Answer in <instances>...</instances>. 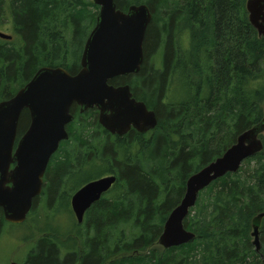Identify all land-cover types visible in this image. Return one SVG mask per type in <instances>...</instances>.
Segmentation results:
<instances>
[{
    "label": "trees",
    "instance_id": "16d2710c",
    "mask_svg": "<svg viewBox=\"0 0 264 264\" xmlns=\"http://www.w3.org/2000/svg\"><path fill=\"white\" fill-rule=\"evenodd\" d=\"M115 2L124 11L146 3L153 14L141 71L110 83L132 84L156 111L157 131L150 138L101 137L96 112L77 111L71 141L51 158L30 213L42 205L54 225L22 264H264V218L260 252L251 235L253 218L264 211V147L200 192L184 221L196 234L192 241L171 248L158 243L187 179L264 117V36L249 21L247 0ZM98 13L92 0H0V28L8 22L13 31L11 39L0 37V100L42 66L74 73ZM157 53L156 67L149 61ZM29 124L25 109L18 138ZM112 172L115 184L78 223L71 194ZM64 212L73 220L67 227L58 225ZM5 224L0 207V230Z\"/></svg>",
    "mask_w": 264,
    "mask_h": 264
},
{
    "label": "water",
    "instance_id": "95a60500",
    "mask_svg": "<svg viewBox=\"0 0 264 264\" xmlns=\"http://www.w3.org/2000/svg\"><path fill=\"white\" fill-rule=\"evenodd\" d=\"M93 3L99 6V13L84 45L80 71L71 74L62 66H42L15 95L0 102V207L8 222L23 223L41 194L48 163L60 142L69 137L66 125L74 118L70 112L74 102L81 106V112L98 108L100 124L114 134L123 135L130 125L145 132L158 124L155 112L132 97L129 85L109 84L111 78L140 70L146 32L153 19L150 7L133 4L124 11L115 0ZM246 8L250 23L259 36H264V0H247ZM0 37L11 39L12 35L0 31ZM25 109L30 112L31 123L14 150ZM261 135L264 117L242 132L221 156L187 179L185 194L166 219L159 245L176 247L196 237L184 221L200 192L227 173L237 172L246 159L260 152L264 147ZM14 162L16 166L10 169ZM115 180L114 175L105 176L75 192L71 204L78 223ZM263 218L264 211L252 220L251 235L258 252Z\"/></svg>",
    "mask_w": 264,
    "mask_h": 264
},
{
    "label": "rangeland",
    "instance_id": "374dc122",
    "mask_svg": "<svg viewBox=\"0 0 264 264\" xmlns=\"http://www.w3.org/2000/svg\"><path fill=\"white\" fill-rule=\"evenodd\" d=\"M0 31L13 34L12 28L9 27L8 22L3 24ZM76 53H78V51H76ZM153 60L157 64H161L159 53L153 57ZM47 212L48 211H45L43 206L40 205L37 207V211L32 218L29 217L20 225H5L0 230V264H10L11 261L23 262L26 254L33 248L36 242L48 232L45 230L46 226L54 225V221H51V224L46 221L44 215L47 214ZM60 221L58 225L60 224L61 226L71 225L73 222L69 212H64L63 220L60 219Z\"/></svg>",
    "mask_w": 264,
    "mask_h": 264
},
{
    "label": "flooded vegetation",
    "instance_id": "af4514ba",
    "mask_svg": "<svg viewBox=\"0 0 264 264\" xmlns=\"http://www.w3.org/2000/svg\"><path fill=\"white\" fill-rule=\"evenodd\" d=\"M92 2H93V0H92ZM93 29V28H92ZM91 32V31H90ZM90 34V33H89ZM89 36V35H88ZM87 40V39H86ZM86 42V41H85ZM84 45H85V43H84ZM83 49H84V47H83ZM82 53H83V50H82ZM82 53H81V56H82ZM144 61H145V51H144V60H143V62H142V64H141V68H140V70L138 71V72H131V73H129V74H125V75H119V77H121V76H133V75H137V73H139L140 71H141V69H142V66H143V64H144ZM150 63H152L154 66H158L159 64H157L153 59H150V61H149ZM80 64H79V67H78V69L74 72V73H71L68 69V71L71 73V74H76V73H78L79 71H80V69H81V58H80V62H79ZM51 67V66H50ZM63 67V66H62ZM65 68V67H64ZM112 79V78H111ZM111 79H109V84H111V85H114V84H112V83H110V80ZM121 85H129V87H130V90H131V92H132V97H134L137 101H142V102H144L146 105H147V107H148V109L149 110H153L154 112H155V114H156V117H157V119H158V116H157V113H156V111L153 109V108H151V107H149V105L144 101V100H142V99H140L139 97H137L136 95H135V92H134V87L132 86V84L131 83H122V84H117V85H114V86H121ZM15 95V94H14ZM3 100H6V99H3ZM3 100H0V102L1 101H3ZM90 109H92V110H94V112H96V120H97V123H98V129H99V134H100V136L102 137V136H104V134L105 133H109L108 135H113L114 137L115 136H129L130 134H134V135H141V136H144V137H147V138H150V137H152L153 135H155V132L157 131V126H158V124H157V126L156 127H154V128H152V129H150V130H147V131H145V132H142V131H139L134 125H130V127H129V129L127 130V132H125L123 135H119V134H114V133H112V132H110L109 130H107L103 125H101L100 124V122H99V109L98 108H96V107H94V108H90ZM28 112H29V110L28 109H26ZM89 110V109H88ZM88 110H86V111H84V112H81V106L80 105H78L76 102H74L72 105H71V108H70V112L73 114V116H74V118H73V120L71 121V122H69L67 125H66V129H67V131H68V134H69V137H68V139H66V140H62L61 142H60V145H59V148H58V150L60 149V147H61V145L65 142V141H71V136H72V127H73V125H74V122L76 121V112L77 111H79V113L80 114H83V113H85V112H87ZM29 116H30V112H29ZM158 122H159V120H158ZM30 123H31V117H30ZM29 126H30V124H29ZM29 126H28V128H29ZM27 128V129H28ZM26 129V130H27ZM101 131V132H100ZM24 134V133H23ZM20 139V137L18 138V134H17V138H16V142H15V147H14V150L16 149V147H17V143H18V140ZM57 150V151H58ZM56 151V152H57ZM55 152V153H56ZM54 153V154H55ZM54 154L52 155V157L54 156ZM51 157V158H52ZM50 161H51V159H50ZM50 161H49V163H48V166H47V169H48V167H49V165H50ZM16 166V162H14V163H11L10 164V169H13L14 167ZM47 169H46V171H45V174H44V177H43V185H42V191H43V189H44V186H45V184H46V177H47ZM109 175H114V176H116V174L115 173H107V174H104V175H101V176H95V177H93V178H91V179H89V180H87L85 183H83L80 187H78V189H80L82 186H84L86 183H88V182H90V181H93V180H97V179H99V178H102V177H105V176H109ZM116 180H117V176H116ZM116 180H115V182H116ZM115 182L113 183V185L115 184ZM113 185L111 186V188L113 187ZM110 188V189H111ZM78 189H76L72 194H71V197H70V203H69V207L71 208V210L73 211V209H72V204H71V199H72V196L75 194V192L78 190ZM109 189V190H110ZM108 190V191H109ZM108 191H106V192H108ZM105 192V193H106ZM105 193H103L102 194V196L103 195H105ZM41 194H42V192H41ZM40 194V195H41ZM101 196V197H102ZM94 204V203H93ZM92 204V205H93ZM3 211V210H2ZM32 211V210H31ZM31 211L28 213V215H27V218H26V220L30 217V213H31ZM3 216H4V213H3ZM5 219V218H4ZM25 220V221H26ZM6 221V220H5ZM24 221V222H25ZM8 224H11V225H20V224H22V223H12V222H8V221H6V224L5 225H8ZM4 225V226H5ZM3 226V227H4ZM36 244H37V242H36ZM35 246V245H34ZM33 246V247H34ZM28 254V253H27ZM26 254V255H27ZM26 259V256H25V258H24V260ZM23 260V261H24ZM12 262H17V261H11L10 262V264L12 263ZM18 264H22V263H19V262H17Z\"/></svg>",
    "mask_w": 264,
    "mask_h": 264
}]
</instances>
